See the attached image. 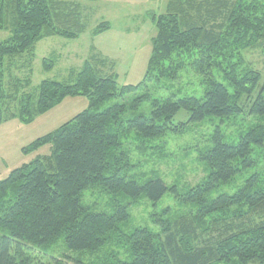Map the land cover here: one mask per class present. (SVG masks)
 Here are the masks:
<instances>
[{"label": "trees", "instance_id": "obj_1", "mask_svg": "<svg viewBox=\"0 0 264 264\" xmlns=\"http://www.w3.org/2000/svg\"><path fill=\"white\" fill-rule=\"evenodd\" d=\"M154 23L158 34L140 84L119 88L116 76L102 75L95 61H87L69 82L45 80L26 93L30 78H14L7 60L32 54L48 38L79 39L86 31L83 9L75 2L0 0V30L12 32L0 43V127L16 120L31 125L67 98L86 97L90 103L60 129L23 148L25 156L38 155L0 180V264H44L45 257L51 264H264V184L259 174L250 175L234 194L212 197L219 187L259 168L261 155L256 156L264 152V122L244 124L246 117H264V83L253 99L262 76L243 56L264 44V0H171ZM110 27L102 23L94 35ZM186 66L203 78V99L139 95L128 101L158 71L175 80ZM45 70L51 68L45 65ZM215 72L228 85L217 81ZM244 97L250 99L247 106ZM113 99L120 101L100 110ZM146 103L151 105L149 116L127 117ZM181 111L190 117L176 123ZM208 119L220 124L207 151H200L199 161L209 169L200 183L181 190L159 176L136 174L126 150L132 135L147 145L182 135ZM227 122L240 124L235 141L223 130ZM47 146L49 154H39ZM89 190L110 198V212L86 202ZM168 193L185 211H155L151 221L157 229L123 231L131 204L145 197L157 210ZM236 210L239 216H232ZM199 233L217 236L200 245ZM113 246L125 249L113 251Z\"/></svg>", "mask_w": 264, "mask_h": 264}, {"label": "rangeland", "instance_id": "obj_2", "mask_svg": "<svg viewBox=\"0 0 264 264\" xmlns=\"http://www.w3.org/2000/svg\"><path fill=\"white\" fill-rule=\"evenodd\" d=\"M50 1L80 4L83 9L86 31L77 40L52 37L39 42L34 48L32 63H29V59L33 53L7 60V69L14 78H19L22 81L30 78L31 86L25 89L26 93L34 92L45 80L69 82L72 72L76 74L87 61H95V67L102 75L116 76L119 88L129 85L136 86L144 80L152 55L153 40L158 34L154 18L166 12L167 4L171 0ZM102 23L110 24V30L95 36L94 30ZM11 36L10 30H0V43L9 40ZM243 56L246 63L259 71L262 76L259 87L253 94L254 99L258 96L264 83V44L257 49L245 50ZM183 60L189 65L188 57H184ZM45 65L51 70L46 71ZM169 66V63H165V69L168 70ZM9 73L7 80L11 81L12 77ZM166 76V72L158 71L154 79L149 80L148 85L142 90L129 96L128 101L139 95H149L152 99L162 100L168 99L171 95L177 99L189 97L203 99L206 93L203 78L196 74L191 67L182 68L175 80L168 79ZM214 76L220 83L228 85L219 72H215ZM9 81H7V87L10 86ZM119 101V99H113L105 103L100 110H105ZM249 101L250 99L244 97L242 102L247 106ZM130 103L127 104L131 105ZM89 105V99L86 97L67 98L47 114L39 116L31 125H23L18 120L4 123L0 127V180L6 179L13 170L22 165L30 164L38 155L25 156L22 153L23 148L57 131L78 114L88 110ZM138 114L149 116L151 114L150 103L144 104L127 117L131 118ZM189 117L190 114L187 111H181L176 116L175 122H186ZM249 121L264 122V117H250V119L246 117L245 126ZM218 124L220 122L208 119L202 124L189 127L182 135H168L149 142L147 145H142L141 141L132 135L126 140V150L131 163L136 167V174L145 175L148 178L159 176L168 186L177 185L181 190L196 186L209 175V169L199 161V156L200 151H207L210 136ZM222 124L226 135L235 141L236 134L241 132L238 130L240 124L236 122ZM49 152L50 147L47 146L41 149L39 154L46 155ZM260 155L259 168H254L252 172H244L233 182L219 187L212 197L236 193L254 173L259 174L264 184V152L263 154L257 153L256 157ZM85 200L87 203L97 206L99 211L110 212L111 210L110 198L99 190L87 191ZM175 200L172 193H168L158 203L157 210H155L152 202L142 197L129 206L131 219L122 227L123 231L131 233L140 227L157 229L151 221V215L155 211L165 209L179 213L185 211ZM236 212L232 216H239L237 210ZM207 234L200 235V242L198 241L200 245L210 243L212 238L217 236L216 234L213 236ZM123 249L125 248L122 246L111 248L113 251H122ZM37 254L39 258L44 257L41 253ZM83 257L88 262H97L95 258L88 260L86 256ZM42 262L51 264V259L45 257ZM65 264H69V262L66 261Z\"/></svg>", "mask_w": 264, "mask_h": 264}]
</instances>
